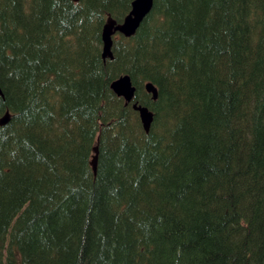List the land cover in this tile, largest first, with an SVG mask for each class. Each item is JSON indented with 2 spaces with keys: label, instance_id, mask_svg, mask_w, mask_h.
Here are the masks:
<instances>
[{
  "label": "trees",
  "instance_id": "obj_1",
  "mask_svg": "<svg viewBox=\"0 0 264 264\" xmlns=\"http://www.w3.org/2000/svg\"><path fill=\"white\" fill-rule=\"evenodd\" d=\"M134 1L0 0V264H264V0Z\"/></svg>",
  "mask_w": 264,
  "mask_h": 264
},
{
  "label": "water",
  "instance_id": "obj_2",
  "mask_svg": "<svg viewBox=\"0 0 264 264\" xmlns=\"http://www.w3.org/2000/svg\"><path fill=\"white\" fill-rule=\"evenodd\" d=\"M74 2H78L79 0H73ZM155 0H135L132 3V9L130 14L124 19L123 23L118 24L111 18H108L104 29L102 40L104 44L103 49V58L104 59H112V37L116 33H120L126 38H132L136 35L138 29L140 28L143 21L146 17L151 13L153 9V4ZM112 90L120 97H123L128 103L134 99L136 88L133 86V83L128 76L120 77L116 80L112 86ZM146 90L148 93L153 95V99L157 100L158 92L156 87L152 83L146 84ZM0 96H2V90L0 88ZM134 109L139 112L140 120L143 125V128L146 132H149L150 127L153 123L154 115L147 108L143 106H134ZM10 120V116L7 113L1 120L0 125H6ZM94 156L91 161V166L94 173L97 172L98 166V147L94 148Z\"/></svg>",
  "mask_w": 264,
  "mask_h": 264
},
{
  "label": "bare ground",
  "instance_id": "obj_3",
  "mask_svg": "<svg viewBox=\"0 0 264 264\" xmlns=\"http://www.w3.org/2000/svg\"><path fill=\"white\" fill-rule=\"evenodd\" d=\"M72 1H73V0H72ZM153 6H154V4H153ZM146 18H147V17H146ZM141 25H142V24H141ZM116 34H117V33H116ZM119 34H120V33H119ZM121 35H122V34H121ZM122 36H123V35H122ZM113 37H114V36H113ZM113 37H112V41H113ZM124 37H125V36H124ZM125 38H126V37H125ZM128 39H129V38H128ZM112 47H113V44H112ZM111 50H112V48H111ZM112 54H113V53H112ZM105 60H107V59H105ZM123 77H124V76H123ZM128 77H129V76H128ZM114 82H115V81H114ZM114 82H113V83H114ZM133 86H134V85H133ZM114 93H115V92H114ZM135 93H136V92H135ZM115 94H116V93H115ZM149 94H150V93H149ZM116 95H117V94H116ZM151 95H152V94H151ZM152 96H153V95H152ZM119 97H120V96H119ZM134 97H135V96H134ZM122 98H123V97H122ZM133 100H134V99H133ZM133 100H132V101H133ZM153 100H154V99H153ZM125 101H126V100H125ZM132 101H131V102H132ZM126 102H127V101H126ZM131 102H129V103H131ZM127 103H128V102H127ZM135 105H137V104H135ZM135 105H134V106H135ZM137 106H138V105H137ZM137 112H138V111H137ZM138 113H139V112H138ZM150 129H151V127H150ZM164 137H165V136H164ZM156 138H157V137H156Z\"/></svg>",
  "mask_w": 264,
  "mask_h": 264
}]
</instances>
